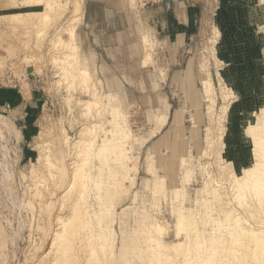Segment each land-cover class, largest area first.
Instances as JSON below:
<instances>
[{
  "label": "rangeland",
  "instance_id": "374dc122",
  "mask_svg": "<svg viewBox=\"0 0 264 264\" xmlns=\"http://www.w3.org/2000/svg\"><path fill=\"white\" fill-rule=\"evenodd\" d=\"M36 1L0 0V264H184L182 255L160 256L153 235L162 225L156 231L164 233L161 244L175 238L180 211L195 225L184 230L201 242L192 243L194 261L210 256L213 264H262L261 246L243 230L263 223L264 199L243 191L239 204L231 185L245 166L256 170L258 148L249 137L264 142V0H239L263 43V73L240 91L221 74L216 56L220 0L215 13L209 11L213 0H205L198 33L177 48L140 24L127 0L119 10L97 0L101 5L83 24L86 0H69L55 11ZM105 2L116 8L105 9ZM77 6V48L63 56L68 49L55 36ZM79 69L90 76L87 87L70 82ZM78 98L99 104L89 113ZM255 118V132L246 131ZM83 131L93 139L83 166L86 197L73 209L76 187L66 190L78 157L68 145ZM114 140L120 146L112 148ZM122 148L128 158H115ZM234 215L243 225L234 224ZM55 216L73 217L63 238Z\"/></svg>",
  "mask_w": 264,
  "mask_h": 264
},
{
  "label": "bare ground",
  "instance_id": "6f19581e",
  "mask_svg": "<svg viewBox=\"0 0 264 264\" xmlns=\"http://www.w3.org/2000/svg\"><path fill=\"white\" fill-rule=\"evenodd\" d=\"M33 1H35V2H39V1H36V0H33ZM34 2V3H35ZM41 2L44 4V7L47 9H51L52 11H55L54 9H56V8H58V6H63V5H66V4H68V2H69V0H66L65 2H63V1H61V0H41ZM41 3V4H42ZM9 4H11V3H9ZM74 8V7H73ZM78 10H79V8H78V6L75 8V14L72 16V17H70L69 18V20L67 21L68 22V24L63 28H61L62 30L60 31V32H57L58 34H57V37L55 36V38H56V40L54 41L55 43H61L60 45L64 48V47H66V49H68V50H66V54L65 55H63V56H68L69 57V55H70V57H72V53H74V51H76V48H77V45H76V43H75V40H74V38H75V32H74V30H75V27H76V24H77V22L81 19V15L79 14V12H78ZM42 14V13H41ZM44 14H45V12H44ZM49 13H46V15H48ZM14 15H16V14H14ZM49 15H51V14H49ZM49 15H48V17H49ZM42 17V16H41ZM53 17V16H52ZM52 17H50V18H52ZM43 18H44V15H43ZM46 19H49V18H47L46 16H45V19L44 20H46ZM46 22H48V20H46ZM45 21H44V23H46ZM62 34H64V35H62ZM54 39V38H53ZM60 45H58V46H60ZM65 49V48H64ZM64 54V53H63ZM149 55V54H148ZM148 55H146L145 57H147ZM150 56V55H149ZM65 58V57H64ZM150 59V58H149ZM62 61H65V60H62ZM148 62V61H147ZM62 63H64L65 64V62H62ZM145 63V62H144ZM65 66V65H64ZM77 69V68H76ZM76 71V70H75ZM74 71V72H75ZM65 73V72H64ZM68 74H69V72H67ZM67 74V75H68ZM69 77V76H68ZM70 82H76V83H78L79 85H81V86H85V87H87V85H88V83H89V81H90V76H89V74H88V72L86 71V70H84V69H79L78 71H76L75 73H70ZM74 85V84H73ZM78 87V86H77ZM82 88V87H81ZM205 88H208V83L205 85ZM210 88V87H209ZM88 89V88H87ZM86 88H85V90H87ZM211 89V88H210ZM81 90H83V88L81 89ZM210 91V90H209ZM94 93V92H93ZM210 93H211V91H210ZM209 93V94H210ZM211 97V96H210ZM99 100V99H98ZM77 102H82V104L84 105L83 107H85V109H86V111H90L91 110V108L93 107V106H95L96 104H99V103H96V101L95 100H90V99H82V98H78V101ZM229 105V104H228ZM227 105V106H228ZM98 106V105H97ZM95 108V107H94ZM97 110V109H96ZM264 110V109H263ZM99 112V111H98ZM264 112V111H263ZM87 113V112H86ZM89 113H91V112H89ZM258 113H260V112H258ZM256 114V113H255ZM257 115V114H256ZM255 115V116H256ZM263 115V114H262ZM264 116V115H263ZM258 117H260V116H258ZM262 117V116H261ZM257 118H255V121H253V122H249L248 124H246L244 127V129L246 130V131H249V129L252 131L253 130V132H255V123L257 122V120H256ZM264 119V118H263ZM262 121H264V120H262ZM262 123V122H261ZM115 124V123H114ZM94 126V125H93ZM259 126V125H258ZM90 127V126H89ZM257 128V127H256ZM87 129V128H86ZM93 129V128H92ZM91 131V129L90 128H88L86 131L87 132H89V131ZM119 129H117V131H118ZM125 130V129H124ZM85 131V130H84ZM84 131L82 132V133H80V137H79V139H77V140H74L73 142H71L68 146H70V147H72V149H73V151L76 153L75 154V156L76 157H78V162L76 161V162H74V160H73V162H74V164L72 165V163L73 162H71L70 163V166H72V168H71V173H70V181H69V185H68V188H67V190H66V192L67 193H74V192H72L74 189H75V187H76V189H75V191H77V192H75V193H77L76 195H74V197L72 198V200H70V198H67V200L69 199L70 201V203L72 204L71 206L73 207V209L77 206V205H79V203L78 202H80L81 201V199L83 200V202L85 201V188H87V184H86V181H85V179H86V173L84 172V170H83V166H84V163L86 162V160L89 158V152H90V146H91V142L93 141V139L91 140V138L90 139H88V137L86 138L85 137V134H83L84 133ZM86 131H85V133H86ZM119 132V131H118ZM117 132V133H118ZM260 132V134H259V136L260 135H262L261 133V131H259ZM90 133V132H89ZM89 133H88V135H89ZM127 133V132H126ZM87 134V133H86ZM255 134V133H254ZM63 135V134H62ZM251 135H252V133H251ZM256 135H258L257 133H256ZM256 135H255V137H256ZM263 135H264V133H263ZM66 136V135H65ZM116 136V135H115ZM113 137V136H112ZM120 137V136H119ZM66 138V137H65ZM64 138V139H65ZM250 138V140L252 141V142H255V144H257L256 145V148H258V149H254V148H252V151H254L255 150V152L256 153H258V155H256V154H254V155H256V156H258L257 158V163H256V161L254 162V160L253 159H255V158H253L252 160H253V164L254 163H256V167H254V168H256V170H251L250 169V165L252 166V164H250L249 166H245L244 168L246 169V167H247V170H244V168H243V170H244V172H243V170L241 171V173L243 172V175H241V176H236L237 174H235V176H233L234 178H233V181H235V183H233L234 185H231V183H230V185L232 186V190H233V192H231V194L232 193H235L234 194V198L235 197H237V195H239V193H242L243 191H246V193L247 194H245L244 192V194L245 195H248L249 193L248 192H252L254 195H258L259 197H258V202H259V200H261L262 199V197H263V199H264V161H263V159H264V142L262 141L261 142V138H262V136H261V138L260 139H258V140H260L259 141V143H257L256 141H258V140H255V138L253 137V138H251V136L249 137ZM63 139V140H64ZM125 139V138H124ZM252 139H254L255 141H253ZM66 141L64 142V143H66L68 140H67V138L65 139ZM121 140V139H120ZM262 140H264V138L262 139ZM111 141V140H110ZM118 141H119V139H118ZM118 141L117 140H114L111 144V146H112V148L113 147H118V145L120 146V143H118ZM91 143V144H90ZM207 143H209V142H207ZM222 143V142H221ZM67 144V143H66ZM72 144V145H71ZM252 144H254V143H252ZM254 144V145H255ZM109 145V144H108ZM110 146V145H109ZM92 147V146H91ZM252 147H254L253 145H252ZM254 149V150H253ZM112 150V149H111ZM114 150V149H113ZM119 150H121V149H119ZM125 150H127V147L125 148ZM122 151H123V148H122ZM65 152H67V151H65ZM73 152V153H74ZM114 152H116V151H114ZM129 152V151H128ZM117 153V152H116ZM115 153V154H116ZM252 154H253V152H252ZM47 155V154H46ZM48 156V155H47ZM46 156V157H47ZM121 157V156H123V157H125L126 156V153L124 154V151L122 152V153H120V154H117L116 156H115V158L116 157ZM128 156H129V154H128ZM128 156H126L127 158H128ZM132 156V155H131ZM253 156V155H252ZM115 158H114V160H115ZM133 158V157H132ZM48 160H49V163H51V165L53 164L52 163V159L50 160V159H46V162H48ZM116 160H118V159H116ZM256 160V159H255ZM262 162H261V161ZM112 161H113V158H112ZM124 161V160H123ZM126 161V160H125ZM116 162V161H115ZM118 162V161H117ZM120 162V161H119ZM56 163V162H55ZM252 163V162H251ZM48 164V163H47ZM64 164V163H63ZM62 164V165H63ZM49 165V164H48ZM122 165V164H121ZM52 166H54V165H52ZM59 166V165H58ZM64 166V165H63ZM122 167V166H121ZM248 167H249V169H248ZM49 168V167H48ZM53 168V167H52ZM64 168H65V166H64ZM124 168V167H123ZM48 170V169H47ZM251 170V171H250ZM86 171V170H85ZM66 173V172H65ZM64 173V174H65ZM48 174V173H47ZM50 174V173H49ZM232 175H234V173L232 174V173H230V176H232ZM66 176V175H65ZM50 177H51V175H50ZM54 179V178H53ZM231 179H232V177H231ZM229 180V179H228ZM232 181V182H233ZM213 186V185H212ZM214 189V188H213ZM217 189V188H216ZM215 190V189H214ZM107 191V190H106ZM214 192V191H213ZM238 193V194H237ZM252 193H250L251 195H252ZM66 194V193H65ZM215 194H217V192L215 193ZM222 194V193H221ZM237 194V195H236ZM243 194V195H244ZM68 195V194H67ZM66 195V196H67ZM224 195V194H223ZM242 195V196H243ZM244 195V196H245ZM65 196V197H66ZM69 196H70V194H69ZM77 196V197H76ZM240 196L241 195H239L238 197H239V199H240V201H238L239 199H237L236 198V200L239 202V204H240V202H244V201H241L242 199L241 198H244L243 200H245V197L243 196V197H241L240 198ZM68 197V196H67ZM262 199V200H263ZM66 200V199H65ZM212 200V199H211ZM228 201V200H227ZM63 202V201H62ZM61 202V203H62ZM264 202V201H263ZM81 204H82V202H80ZM227 204H228V202H227ZM61 205V204H60ZM63 206V205H62ZM79 206H82V205H79ZM78 206V207H79ZM227 206V205H226ZM246 205H244V207H245ZM60 207V206H59ZM69 207V206H68ZM264 207V206H263ZM80 208V207H79ZM78 208V209H79ZM257 208H258V206H257ZM70 209H72V208H69V210ZM73 209H72V211H70V212H73ZM77 209V208H76ZM222 210V209H221ZM100 211H101V209H100ZM261 211V210H260ZM75 212V211H74ZM72 213V214H75V213ZM79 212L80 213H83V212H81L80 211V209H79ZM78 212V213H79ZM231 213H232V211H231ZM250 213V212H249ZM251 213H252V211H251ZM72 214H70V215H72ZM233 214H235V213H233ZM232 214V215H233ZM237 214V213H236ZM259 214H260V212H259ZM75 215H77V214H75ZM75 215H73L74 217H75ZM79 215V214H78ZM229 215V214H228ZM232 215H230L231 217H232ZM58 216V215H57ZM57 216H55V218L57 217ZM80 216H83V214L82 215H80ZM249 216V215H248ZM251 216V215H250ZM249 216V217H250ZM62 217H64V216H62ZM90 217V216H89ZM145 217V216H144ZM229 217V216H228ZM233 217H236L235 215L233 216ZM240 218V219H238V218ZM237 217L235 218V220H238V221H235V220H233V218H232V221H234V224L237 222V224L239 225V221L241 220V218L242 217H240V216H238L237 215ZM252 217V216H251ZM58 219L57 220H59V224L61 225L60 226V228H61V231L59 232V235H61V237L63 238L65 235H64V232H66L65 230H67V229H65V225L67 226V224H68V222L70 221V220H73V217H68L67 219H68V221H67V219L66 218H64V219H66V220H64L63 218H60V216L59 217H57ZM81 218V217H80ZM80 218H78V219H80ZM96 218V217H95ZM70 219V220H69ZM251 219V218H250ZM256 219V218H255ZM258 219V218H257ZM85 220V216H83V219L81 218V221L83 222ZM88 220V219H87ZM74 221H75V218H74ZM79 221V220H78ZM80 221V222H81ZM145 221V220H144ZM255 221V220H254ZM261 221V220H260ZM76 222V221H75ZM80 222H79V224H80ZM82 222H81V224H82ZM88 222V221H87ZM87 222H85V223H87ZM241 223L240 224H242L243 225V221L241 220L240 221ZM84 223V224H85ZM163 223V222H162ZM246 223V222H245ZM263 223H264V221H263ZM262 222H260V225H258V227H249V228H246L247 230H243L244 232L245 231H249L250 233H249V236H252V237H250V238H254V241L259 245H257L256 244V247L258 246L259 248H260V246H261V248L260 249H262L261 251H263V253H264V226H262V224H263ZM70 224H72V225H74L75 226V224L74 223H72V222H70L69 223V225ZM166 224V223H165ZM193 224V222H192V219L190 220V215L189 214H186V213H182L181 211L176 215V219H175V223H174V233H175V235H174V237L175 238H172V239H168V240H164L163 242H162V244H161V239H162V236L164 235V233H162L163 235H161L160 233L158 234H156V231H158V230H160V228H163V226L161 227L160 225H159V227L160 228H158L157 227V229H153V230H155L153 233H155V234H153L154 235V242H155V244H156V246L157 247H159V249H160V247L162 248L161 250H159V253H160V256H161V254H162V257L164 256H166L165 257V259H167V258H169L170 256H168L167 254H170L171 255V253H174V254H176V256L179 254V255H182V258H183V260H184V264H213L212 262H209L210 260H208L209 259V257L210 256H204V257H202L201 258V260L200 259H197V260H200V261H194L195 259H194V254H193V250H192V247H193V245H194V247H195V245L197 244V245H199L200 246V244H201V242L199 243V242H197V243H195L196 241H198V240H200L199 238H198V240H194V242H193V237H191L190 235V233L188 232L189 231V229L190 230H192L191 228H193L192 226L194 225H192ZM72 225H70V226H72ZM149 225H151L150 227V229H152V227L154 226V228H156V226H155V224L154 225H152V222H151V224H149ZM157 225V224H156ZM264 225V224H263ZM73 226V227H74ZM77 226H78V224H77ZM86 226V225H85ZM97 226V225H96ZM195 226V225H194ZM234 225L232 224V227H233ZM241 226V225H240ZM240 226L239 227H237V228H240ZM248 226H250V225H248ZM59 227V226H58ZM76 227V226H75ZM79 227H81V226H79ZM166 227V226H165ZM165 227H164V229H165ZM235 227V226H234ZM243 227V226H242ZM67 228H69V227H67ZM82 228H83V226H82ZM85 228V227H84ZM101 228V227H100ZM105 228V227H104ZM184 228H186V230H188V231H186V230H184ZM189 228V229H188ZM236 228V227H235ZM86 229H87V227H86ZM243 228H241V230H242ZM85 230V229H84ZM166 230V229H165ZM194 230V229H193ZM192 230V231H193ZM152 231V230H151ZM161 232L163 231V230H160ZM240 231V230H239ZM243 231H241V232H243ZM159 232V231H158ZM184 232V233H183ZM201 232V230L198 232L197 231V237H199V234L198 233H200ZM234 232V231H233ZM243 232V233H244ZM166 233V232H165ZM195 233V232H194ZM246 233V232H245ZM57 234V233H56ZM63 234V235H62ZM102 234H103V232H102ZM180 234H183V236H181V238H177V236L178 235H180ZM200 234H202V233H200ZM86 235V234H85ZM203 235V234H202ZM200 236V237H202L201 239H203L204 237L203 236ZM228 235H229V233H228ZM231 235V234H230ZM98 236V235H97ZM166 236V235H165ZM55 237V236H54ZM53 237V238H54ZM56 237H57V235H56ZM88 237V236H87ZM194 237H196V235L194 236ZM232 237V236H231ZM86 238V237H85ZM235 238V237H234ZM59 239V238H58ZM195 239H197V238H195ZM206 239V238H205ZM229 239V238H228ZM230 240V239H229ZM234 240V239H233ZM258 240H259V242H258ZM52 241V240H51ZM202 241V243L204 244V242H205V240L203 241V240H201ZM242 241V240H241ZM253 241V242H254ZM101 243V242H100ZM192 243H194L193 245H192ZM206 243V242H205ZM234 243V242H233ZM236 243V242H235ZM234 243V244H235ZM239 243V242H238ZM252 244V243H251ZM99 245V244H98ZM207 245V244H206ZM85 246V245H84ZM104 246V245H103ZM204 246V245H203ZM208 246V245H207ZM100 247H102V246H100ZM109 247V246H108ZM198 247V246H197ZM210 247V246H209ZM248 247V246H247ZM63 248V247H62ZM104 247H102V249H103ZM202 248V247H201ZM200 248V249H201ZM212 249H214L213 247H211ZM224 248V247H223ZM61 249V248H60ZM101 249V248H100ZM101 249V250H102ZM193 249H195V248H193ZM205 249H206V247H205ZM208 249V248H207ZM212 249H210V250H212ZM230 249V248H229ZM233 249V248H232ZM62 250V249H61ZM110 250V249H109ZM227 250V249H226ZM257 250H259V249H257ZM89 251H91V250H89ZM153 251V250H152ZM199 251V250H198ZM214 251V250H213ZM212 251V252H213ZM230 250H228V252H229ZM233 251V250H232ZM238 251H239V249H238ZM248 251V250H247ZM246 251V252H247ZM253 251V250H252ZM94 251H91V253H93ZM158 252V251H157ZM227 252V253H228ZM241 252V251H240ZM244 252V251H243ZM242 252V253H243ZM254 252V251H253ZM260 252V251H259ZM155 253V252H154ZM214 253V252H213ZM232 253V252H231ZM230 253V254H231ZM165 254V255H164ZM217 254V253H216ZM219 254V253H218ZM224 254H225V252H224ZM229 254V255H230ZM233 254V253H232ZM236 254H237V252H236ZM235 254V255H236ZM212 255V254H211ZM215 255V254H214ZM221 255H223V254H221ZM234 255V256H235ZM245 255V254H244ZM254 255V254H253ZM258 254H256V256H257ZM200 256V255H199ZM219 256V255H218ZM238 256V255H237ZM251 256V255H250ZM259 256V255H258ZM163 257V258H164ZM175 257V256H174ZM196 257V256H195ZM201 257V256H200ZM233 257V256H232ZM242 257H243V255H242ZM241 257V258H242ZM156 258H159V257H156ZM221 258V257H220ZM224 258V257H223ZM254 258V257H253ZM160 260H161V258H159ZM219 259V257H217V260ZM222 259V258H221ZM226 259H228L227 258V256H226ZM234 259V258H233ZM240 259V258H239ZM238 259V260H239ZM261 259V258H260ZM259 259V261H261ZM223 260V259H222ZM225 260V259H224ZM255 260H256V258H255ZM235 261H236V258H235ZM241 261V260H240ZM246 261V260H245ZM248 262V261H247ZM215 263V262H214ZM216 263H218V262H216ZM260 263V262H259ZM247 264V263H246ZM250 264V263H249ZM261 264V263H260ZM262 264H264V261L262 262Z\"/></svg>",
  "mask_w": 264,
  "mask_h": 264
},
{
  "label": "crops",
  "instance_id": "0c3cea01",
  "mask_svg": "<svg viewBox=\"0 0 264 264\" xmlns=\"http://www.w3.org/2000/svg\"><path fill=\"white\" fill-rule=\"evenodd\" d=\"M116 3L119 10L121 0H107ZM107 2L105 9H115ZM205 0H161L159 3L140 10V24L148 26L159 41L182 47L191 42L198 33L204 17ZM217 17L220 38L217 44V58L220 72L231 86L240 91L249 89L248 84L263 73V43L250 28L247 9L239 0H220ZM101 2L86 0L81 24L88 18L89 11L99 7ZM121 5V4H120ZM171 67H169V71ZM168 71V72H169Z\"/></svg>",
  "mask_w": 264,
  "mask_h": 264
},
{
  "label": "built area",
  "instance_id": "2783aa9c",
  "mask_svg": "<svg viewBox=\"0 0 264 264\" xmlns=\"http://www.w3.org/2000/svg\"><path fill=\"white\" fill-rule=\"evenodd\" d=\"M129 3L134 5V8L137 9V12H140V10L155 5L159 3L161 0H127ZM218 0H213L211 4H209V11H213L214 13L218 9Z\"/></svg>",
  "mask_w": 264,
  "mask_h": 264
}]
</instances>
